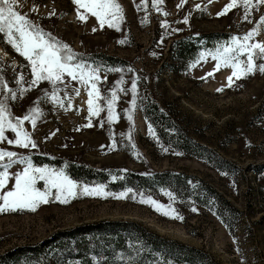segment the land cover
Instances as JSON below:
<instances>
[{
	"label": "rangeland",
	"instance_id": "374dc122",
	"mask_svg": "<svg viewBox=\"0 0 264 264\" xmlns=\"http://www.w3.org/2000/svg\"><path fill=\"white\" fill-rule=\"evenodd\" d=\"M117 2L125 16L120 31L107 25L101 29L90 14H86L85 21H80L73 0H17V10L27 13L30 19L76 53H105L123 59L125 64L110 67L121 71L107 73V81H102L98 87L102 96H109L121 76L125 80L121 85L124 89L130 88L132 79L139 77L136 108L131 105L130 92L117 91L114 111L119 118L109 125L103 99L97 103L104 111L99 116L89 117L88 96L83 86H80L79 96L73 94L71 105L66 103L61 108L44 99L43 93L50 91L51 85L41 82L23 97L18 93L17 101L9 102L16 117L22 118L30 108H38L42 113L37 117L35 128L29 121L24 124L38 148L20 149L6 142L0 147L31 157L33 154L58 156L95 167L122 168L144 174L174 170L192 177L193 183L203 179L230 201L236 212L226 214V221L221 220L211 209L194 201L185 189L175 193L166 188H132L134 193L151 196L166 206L159 211L147 200L141 203L139 195L135 199L132 194L127 199L111 195L127 188L106 190L107 198L81 193L61 203L50 197L48 203L38 205L34 211L25 208L0 213V252L15 245L35 243L55 231L80 224L122 219L137 221L161 236L201 250L210 259L205 258L199 264H264V73L257 71L244 79L233 78L229 87L228 77L232 70L216 69V62L207 56L209 50L224 44L219 41L199 52L194 67L175 71L170 66L172 41L190 33L233 35L256 27V39L264 42V26H257L264 14V5L259 11L253 10L252 23H248L243 21L240 6L217 17L231 0H186L183 4L181 0H164L161 12L150 3L147 12H138L134 0ZM197 4L200 10L196 9ZM52 12L55 14L48 18ZM163 12L168 15L164 16ZM186 16L188 24L182 22ZM145 17L147 23L142 24ZM165 20L167 28L161 27ZM121 40L126 42L121 44ZM201 53L205 54L203 60L199 59ZM129 68L132 71H128ZM0 70L9 87L14 89L17 85L13 80L20 74L25 78V87L32 78L27 61L3 42H0ZM209 72L213 75L201 79ZM100 75L103 77L105 73ZM73 85L79 86L76 82ZM0 99H4V94L0 93ZM144 102H156L173 116L196 141L211 149V158L185 155L162 142L154 128L153 135H149L150 123L142 112ZM124 109L130 110L131 121ZM101 120L105 121L103 127ZM89 122L92 127L86 126ZM6 135L14 138L10 132ZM113 140L116 150L109 148ZM42 183L38 187H42ZM13 186L14 181L9 182L8 188ZM167 206L175 208L179 218H169L175 214ZM166 211L169 216L161 214Z\"/></svg>",
	"mask_w": 264,
	"mask_h": 264
},
{
	"label": "snow or ice",
	"instance_id": "6c2138e0",
	"mask_svg": "<svg viewBox=\"0 0 264 264\" xmlns=\"http://www.w3.org/2000/svg\"><path fill=\"white\" fill-rule=\"evenodd\" d=\"M184 2L186 0H181V4ZM149 3L157 12L163 11L160 5L164 3V0H140L139 3H135L134 0V6L138 12H147ZM73 4L77 6L80 21H85L86 14H90L96 18L101 29L107 25L110 29L120 31L121 24L125 22L124 9L117 0H73ZM261 5H264V0H239V4L238 0H231L216 15L217 17L226 15L230 10L240 6L243 9V21L252 23L250 16L253 10L259 11ZM17 7V0H0V42L11 46L19 56L27 61L32 78L27 81L25 87V78L23 74H20L13 80V83L17 85V88L14 89L9 87L7 80L0 74V93L4 94V99H0V144L6 142L9 146L29 150L38 148L32 135L25 130L24 124L29 121L35 128L37 117L42 113L38 108H30L22 118L16 117L12 114L9 102L17 101L18 93L20 97H23L26 91L38 86L41 82L51 85L50 91L43 93L44 99L50 100L61 108H64L66 103L71 105L73 94L79 96L80 86H83L88 96L89 117L99 116L104 111V108L97 103L103 99L107 107L106 122L109 125L119 118L114 111L118 102L117 91L124 94L130 92L131 105L136 108L139 77L133 78L130 88L124 89L121 85L125 83V80L121 76L115 81V88L110 90V95L102 96L98 85L102 81H107V73L120 72L121 69L105 68L88 63L67 43L45 31L30 19L27 13L22 14L21 11H18ZM81 8L84 9L83 13L80 12ZM196 9L200 10L199 4L196 5ZM54 14V12L49 13L48 18ZM163 14L164 16L168 15L167 12H163ZM182 22L188 24V17H184ZM141 23H147V17ZM257 26H264V14H261ZM161 27H168L166 20L161 22ZM93 31L96 29L93 28ZM174 31L182 30L174 29ZM257 35V29L254 27L245 33L231 35L224 44L208 51L207 56L216 62V69L223 67L232 70V75L228 77L229 87L232 86L233 78L244 79L249 75H254L257 71L264 73V42L258 41ZM125 42L124 40L119 41L121 44ZM160 42H163V37ZM199 59H205V54L201 53ZM194 66L195 62L189 65V67ZM128 71H132V69L129 68ZM101 72L105 73L103 77L100 75ZM212 75L213 73L209 72L201 79L206 80ZM73 82L79 86H74ZM222 90L218 89V91ZM123 111L127 114V119L131 121L133 117L128 114L130 110L124 109ZM104 123L105 121L101 120L100 126L103 127ZM86 126L92 127L93 125L89 122ZM148 130L149 135H153L151 124H149ZM7 132L12 133L14 138H9L6 135ZM131 146L135 148V145ZM109 148L116 150L115 140ZM164 150L167 151V149ZM14 168L17 170L13 171ZM121 171L126 172L127 170ZM11 181H14V186L8 188ZM40 182H43L42 187H38ZM106 189L107 185L105 184L80 183L72 179L64 169L53 168L46 164L38 166L30 155H21L17 151L0 147V213L6 210L16 211L25 208L34 211L38 205L48 203L50 197H54L61 203L67 202L70 198H75L81 193L91 197L107 198ZM129 194H132L133 199L139 195L141 203L147 200L156 211L166 207L151 196L145 197L143 193H134L132 188L111 195L117 199H127ZM168 195L171 197L172 193L169 192ZM167 207L170 212L175 214L169 218H179L175 208ZM169 211L161 214L169 216ZM192 211H197V209L192 208ZM165 264H169V262L165 261Z\"/></svg>",
	"mask_w": 264,
	"mask_h": 264
},
{
	"label": "trees",
	"instance_id": "16d2710c",
	"mask_svg": "<svg viewBox=\"0 0 264 264\" xmlns=\"http://www.w3.org/2000/svg\"><path fill=\"white\" fill-rule=\"evenodd\" d=\"M230 33H190L173 40L170 55L173 70L186 69L201 50H207L216 42H226ZM79 54L88 63L105 68L125 64L119 57L105 53ZM142 112L155 129L158 137L187 156L205 160L211 158V149L196 141L156 102H144ZM38 165L64 169L80 183L105 184L106 190L124 188L143 190L166 188L180 192L187 190L192 199L211 209L221 220L235 213L230 201L216 189L199 178L174 170L144 174L113 167H95L58 156L32 155ZM115 178V179H114ZM210 257L201 250L166 238L134 220H102L80 224L53 232L35 243L15 245L0 252V264H199ZM203 263V262H202Z\"/></svg>",
	"mask_w": 264,
	"mask_h": 264
}]
</instances>
